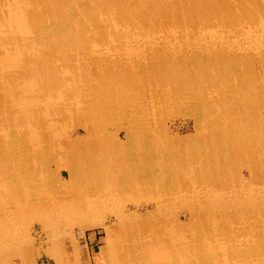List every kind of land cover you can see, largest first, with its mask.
Wrapping results in <instances>:
<instances>
[{
	"label": "bare ground",
	"instance_id": "bare-ground-1",
	"mask_svg": "<svg viewBox=\"0 0 264 264\" xmlns=\"http://www.w3.org/2000/svg\"><path fill=\"white\" fill-rule=\"evenodd\" d=\"M90 1L92 6L102 10L104 21L94 25V20L87 22L88 19L84 18V25H89L90 30L102 35L111 44L105 53L97 54L99 66L96 69L99 75L93 78L95 89V85L91 91L80 87V82L85 81L82 80L85 72L74 73L81 66L78 62L80 58L69 54V50L66 55H59L67 60L68 68L76 67L72 70L73 74L69 71L66 79L61 71L58 72L61 62L56 68L51 64L48 66L43 59L42 68L37 66L44 69L41 71L44 74L40 72V78L33 59L17 60L13 55H0V102L5 105V114L9 113L6 120L0 119V264L11 263L15 256L26 260L24 264L28 260L33 264L32 257H25H29L27 252L37 249L38 241L54 264H67L69 256L64 254L62 237L68 234L75 258L72 263L81 264L82 251L74 231L67 233L59 230L71 225H77L82 232L98 226L109 231L112 237L105 247H100L99 264H264V0H169L167 5L181 13L164 19L163 34H171L170 40L160 35L153 24L143 26L138 22L129 23L131 18L126 6L136 0ZM157 2L153 3L157 5ZM145 3L143 1L141 4L144 11L154 8L153 4ZM116 6L125 9L113 14L112 9ZM75 12L74 7L69 8L68 19L61 20L55 27L51 24L47 30L64 27ZM183 13H188L190 19ZM47 18L43 21L49 22ZM30 33L34 34L35 31ZM185 54H193V59L203 65L201 67H210L209 70L215 74L222 70L227 74V81H223L225 85L215 83L219 91L216 95L218 99L210 98L212 93L209 89L206 91L208 96H200L198 100L202 102H197L190 87L185 89V81L189 83L190 78L177 71L170 72V60L182 62V55ZM64 59L62 62L65 63ZM228 60L231 62L228 63ZM140 63L149 70L151 83L156 86L149 92L150 98L145 95L142 100L138 96L141 94L135 95L132 90L119 88L112 96L97 88L100 81H111L109 78L113 76V70L116 73L125 70L135 73ZM231 66L235 68L234 73L230 72ZM256 66L260 74L255 71ZM6 67L14 69V73L31 71L32 76L38 79L36 85L45 84L50 89L57 83L61 87L64 80L67 83L78 82L70 94H64L59 89L55 90V94L49 90L45 95L33 93L24 96L21 92L18 102L12 105L8 103L10 91L14 90L16 78L22 77L16 76L15 81L9 84L6 81L10 78L9 74L4 73ZM244 70H248V73H244ZM155 72L159 74L158 80L152 79ZM172 74L177 76L173 79L170 77ZM88 90L90 92L86 94ZM93 94L96 98L92 97ZM43 96L64 101V113L55 109V114L48 117L53 113L48 115L50 108L38 105V100ZM71 106L75 108V121L84 128L83 135L79 134L75 139L63 138L69 130L67 132L59 127L61 123L73 121ZM147 107L154 112L151 114ZM161 108L172 109L174 113L177 111L185 119L192 117L195 123L207 120L213 126L223 128L227 122L232 124L230 132L227 135L224 133L227 143L223 144L222 150H227V153L221 150L219 138L222 136L218 138V134L212 131H207L206 134L210 135L204 136L205 141L208 139L211 142H202L201 148L205 152L197 151L199 146L189 136L173 135L162 123L163 120L156 123L159 129L157 127L155 134L151 121H158L153 115H157V110L160 112ZM234 110H241L251 117V122H258L255 131L251 130L248 137L245 130L235 127L234 123L242 124L243 121L239 114L237 120L231 118L234 117ZM162 118L165 119L161 117L159 120ZM167 118L171 119V114ZM42 124L49 125L46 131ZM112 124L118 126L112 128ZM35 125L45 134L36 133ZM122 132L125 138H122ZM211 139L214 140L213 147ZM241 140H245V143ZM34 141L36 143L32 144ZM43 148L51 152L42 155ZM238 151L254 157L251 161L262 176L257 178L258 174L255 173L254 178L259 181L257 184L233 181L231 171L234 168V153ZM52 170H58L59 174L69 172V179L64 183L68 188L65 185L67 190L63 194L61 190L54 192L53 187L49 186H54L58 180ZM13 171L22 172V175H14ZM204 171L209 174L208 177ZM171 178L173 184L170 182V190L165 191L164 187ZM45 183L49 190L46 200L38 190ZM202 185L205 188L201 190ZM194 186L197 190L192 188ZM143 202H154L157 206L155 212L145 217L149 225L155 219L154 215L167 213L173 233L166 234L167 231H164L165 236H157L152 231L146 235L148 239L142 238L141 225L147 222L137 212H127V204ZM177 203L193 215V220H181L176 207L170 206ZM108 221L114 225L107 226ZM35 223L42 229L38 238L25 231L29 224ZM184 223L190 225L192 232L187 238L181 231ZM125 230L128 231L124 233ZM142 255L147 259L140 260L139 256ZM87 264L95 263L91 261Z\"/></svg>",
	"mask_w": 264,
	"mask_h": 264
},
{
	"label": "rangeland",
	"instance_id": "rangeland-1",
	"mask_svg": "<svg viewBox=\"0 0 264 264\" xmlns=\"http://www.w3.org/2000/svg\"><path fill=\"white\" fill-rule=\"evenodd\" d=\"M5 1H7L8 3H6ZM43 1L44 0H0V12H1L0 14L2 15V16L0 15V39L2 40V41L0 40V55L3 56V57L4 56L8 57V55L12 57V55H13V56H15V59H17V60H19V59L20 60L33 59L36 71L38 72V75L40 76V78H42V74L41 73H43L41 71L42 70L44 71V69H40L37 66L39 65L42 68V63H43L44 60H45V62H47L46 64H48V66H50V64H51V66L56 67V68H58V64L61 62L62 63L61 64V68L58 70V72L61 71L60 73H62L64 79H66L67 76H68L69 71H72V70H74L76 68L74 66H72V67L70 66L68 68V66L66 65L67 64L66 63L67 60L62 58V57H60L62 54H65L69 50V52H68L69 54H73L74 56L76 55L75 57L78 58V59L80 58L78 60V62L81 64V66L76 68L74 70V73L77 74L79 72H81V73L85 72V74L82 75L83 76L82 80H85V81H81L80 82V87L81 88H89L90 91H91V87H93V85H95V83L93 82V80H94L93 78L96 75H99V73L97 72L98 70L96 69L99 66L97 64V61H99L98 58H97V54L105 53L104 51L108 50V47L111 44L109 43V41L106 38H103L102 35L100 36L99 34H97L92 29L90 30L91 27L89 28L88 27L89 25L85 26L84 25V18H85V20L88 19L87 22H92L90 19L94 20L93 21L95 23L94 25H97L98 22L101 23V22L104 21L102 13H101L102 10L99 7L97 8V6L96 7L92 6L90 0H65V1L64 0H45V2H43ZM72 1H74V2H72ZM143 1L147 2L145 4H149V3L153 4L154 8L146 10L147 12L144 11L145 8L143 7V5H141L143 3ZM155 1H158L157 5L153 3ZM2 2H4V4H2ZM120 2H121V0H120ZM166 2L169 3V0H147V1L146 0H140V1L136 0V2L135 1L134 2L131 1V3H133V4L129 3L126 6L128 15L130 16L131 19H133V20L130 19L129 23L135 24V23L138 22L139 24L140 23L143 24V26H145L146 24H153L154 27L157 30H159L160 35H162L163 32L165 31L164 19L166 17H168V16H177V14L178 15L181 14V13H179L180 11H178V10H174L173 11V9H171L167 5ZM71 3H74V4H71ZM39 4H41V5H39ZM14 5H17L16 6L18 8V9H16L17 11L15 9L13 10V8H16ZM120 5H121V3H120ZM136 5H137V7H136ZM7 7H9V8L12 7V8L9 9ZM71 7H74L76 9V12L71 15L70 22L67 21L68 23L65 24L64 27H58L56 30L55 29L54 30H47L49 28L48 26H51V24L54 25V27H55V26L59 25L61 20L68 19V16L70 15L69 8H71ZM6 8H7V10L5 11ZM21 8H22V10H21ZM142 8H143V10H142ZM32 9L35 10V11H33ZM123 9H125V7L123 8L122 6H120V8L118 9V6H116L115 8L112 9V13L114 14L115 12H119V10L121 11ZM136 9H138V10H136ZM12 10L14 12H12ZM172 11H173V13H172ZM184 12H186V11H184ZM6 13H7V15H6ZM45 13L47 14V16H46ZM138 13L142 17V19L139 16ZM186 15H188V13H183V16H186ZM208 15H210V14H205V16H208ZM200 16H201V14H200ZM28 17H30V18H28ZM38 17H40V18H38ZM46 17H48L47 19L49 20V22H51V23H49L46 20V22H48L47 25H46V22L43 21V19H46ZM186 17H187V19H190L189 15L186 16ZM79 18H81V20L77 21V19H79ZM134 18L136 19V21H135ZM144 18L145 19L148 18V19L145 20ZM152 18H154V19H152ZM140 20H142V21H140ZM40 21H41L42 24L40 23ZM32 25H34V27L31 30ZM42 25H43V27H42ZM226 26H228V25H226ZM113 27L115 28V25ZM32 31H35V33L34 34L30 33ZM48 32L50 34H47ZM29 36H30V38H31V36H33L35 39L32 38L30 40ZM163 36H164V38H167V40L168 39L170 40V38H171V34H168V32H165L163 34ZM53 37H55V38H53ZM42 39H44V40H42ZM21 42H22V44H21ZM28 42H29V44L31 46L28 44ZM14 43H16L17 45L16 44L14 45ZM53 43H56V44L54 45ZM20 45H22L23 47H20ZM53 46H55V47L57 46V47L54 48ZM9 47H10V49H8ZM14 47L17 48L18 52L16 51V48H14ZM58 47H60V48H58ZM137 47L138 48H142V49L144 48L143 46L142 47L137 46ZM38 49H39V51H38ZM74 49H76V51H73ZM35 51H36L37 55H36V53H34ZM2 52H4V53H2ZM38 54L41 56L40 60H38V57H39ZM17 55H20V56H17ZM228 56L229 57H233L232 55H228ZM32 57H34V58H32ZM182 57L184 58V61H182V62L180 61V62L177 63L176 61H173V60L171 61L170 60V62H171V63H169L170 72L177 71L181 75L184 74L186 77L190 78V80H189L190 84L185 81V84H186L185 89H188L190 87L189 89L193 93V96L196 95L195 97L197 98V100H196L197 102H199V103L202 102L201 100H198L200 96L201 97H203L205 95L208 96L206 94V91L209 90V89H210V92L212 93L211 95H209L210 98L218 99L219 97L216 98V95H218L217 92H219V91H218V87L215 86V83H217V82L220 83L219 86L225 85L223 83V81L224 82L227 81V78H226L227 74H225L224 70L217 71L216 74H215L214 71L209 70L210 67L209 68L201 67L203 65H201V63L199 61L193 59V57H194L193 54L192 55L191 54H189V55L185 54V56L182 55ZM63 59H64L65 63L62 62ZM58 60H60V61H58ZM89 62H91V64H89ZM230 62H231V60H228V63H230ZM228 63L226 62V66L228 65ZM230 65H233V64H230ZM84 66L86 67V70L84 69L85 68ZM191 67L193 69H195V72H194V70ZM67 68L69 70H67ZM6 69L7 70H4V73H8L9 74L10 78L6 80L9 84H11L12 82L15 81L14 79H15L16 76L17 77H22V79H20V78L17 79L16 78V81L14 82V85H13L14 86V90L10 91V97H9L10 101H8V103L10 104V102H11L12 105H15L18 102L17 100H18L19 94L21 92L24 93L23 94L24 96L25 95H29V94L32 95L33 93H36L38 95H42V94L45 95L46 93L48 94L50 91L53 94H55L56 93L55 90L59 89V90H63L65 92L64 94H70V92H72L71 90L75 89L74 85L76 86L77 82H78L77 81V82H73L72 83V81H71V83H67L64 80L62 82L61 87H59L58 83H57V85L55 87L50 89V88H47L45 86V84H42L44 86L36 85L38 79L34 78L32 76L31 71H26V73L24 74V71H22V70L20 72L14 73V69H12V68L9 69V67H6ZM25 69H26V67H25ZM125 71L126 72L120 71V73H116L113 70L112 71L113 76H111L109 78V79H111V81L110 82L108 80L100 81L98 83V87L97 88L98 89L101 88V89L105 90V92L111 93L112 96L114 95V92L116 91L117 88H119L121 90H132L135 95L141 94V95H138V96H141L140 99H142V100H143V97L145 95L149 94L151 89L154 90L153 88H156V86H154V84L151 83V78H150L151 77V73H149V70L147 71V69H144L142 63H140V68H138L137 72H135V73H132L133 71H129V70H125ZM190 71H191V73H190ZM255 71H257V66H256ZM46 72H48V71L46 70ZM92 72L95 73V74H93ZM230 72H232V73L235 72L234 66H231ZM257 72H259V74H260V71H257ZM48 73L50 74L51 72L49 71ZM70 73L73 74V71L70 72ZM212 73H213V75H212ZM244 73H248V70L246 72L244 70ZM91 74H92V76H91ZM1 76H0V78H1ZM130 76H132V77H130ZM176 76H177V74H174L173 76H170V77L171 78L173 77V79H174V77H176ZM212 76H214V77H212ZM133 77L135 79L134 81H132ZM152 79H157L158 80L159 79V74L158 73L156 74V72H155V77H153ZM209 79H210V81H209ZM252 79H253V77H252ZM78 80H80V79L78 78ZM204 81H205V83H204ZM212 83L214 84V86H212L213 85ZM8 87H9V85H8ZM42 87L45 88V89H43ZM95 87H96V85L94 86L93 89H95ZM159 88H157V89H159ZM21 89H23V90H21ZM90 91L88 90L86 92V94L89 93ZM3 93H4V99L7 102V96H6L5 92H3ZM92 97H95V95L93 94ZM148 98H150V95H148ZM13 100H14V102H13ZM24 101L25 100H23V103H24ZM38 103H39L38 105L41 106L42 108H45V106L47 108H50V112L48 113V115L51 112H53L48 117H51V116H53L55 114L54 113L55 109H58L59 111L64 113V111L62 110L63 105H64V101H62V100H59V99L56 100V98H53V100H51V99H48V98L43 96V97H41L38 100ZM3 104L4 103L1 101L0 102V114L2 113L3 117L1 116L0 119L3 118V120H6L5 117L9 113L7 112V114H5L6 108H5V105H3ZM242 108H243V106H242ZM74 110H75L74 106H71L73 121H70L67 124H63V123L59 124L60 128H65L67 132L69 130V133H66V134L63 133V134H65L63 138L75 139V138H78L80 135L82 136L83 133H84V128H82L81 124H79L74 119L75 118ZM146 110L150 111L151 114L154 112V111H152V109L149 110L148 107H147ZM61 112H59V113H61ZM233 113H234V117L231 116V118H234L235 120H237V118L240 115V119L243 121L242 124L241 123H234V124H236L235 127H240L237 130H239V129L240 130H242V129L245 130L246 133H247L246 134L247 137L250 134L251 130L255 131L254 130L256 128L255 125L258 124V122L256 120H254L255 123L251 122V117L249 115H247L245 112L244 113L241 112V110H239L238 112H237V110H234ZM170 114H171V119H168L167 117L170 116ZM58 117H60V116H58ZM153 117H155L158 120V121H153V120L151 121L152 129L155 130L154 131L155 134H156L157 130L159 129V127L156 125V123H158V122L163 120L162 123L165 125V127H168V129L171 131V133L173 135L174 134L175 135H179V136L181 135L180 137L189 136L190 138H192L193 141L194 140L196 141L198 139L197 140L198 144L195 141H194V144L199 146V147H197V149L199 148L197 151H200V152H205L206 151L204 148H203V150L201 148L202 142L203 143L206 142L205 144H207V143L210 144L211 143L210 141L209 142L207 141L208 139H206V141L204 140V136L206 137V136L210 135V134L208 135V133L206 134L207 131H210V132L212 131L211 133L218 134V138L222 136V138H219L221 140V142H219V143H220V145H222L221 146L222 147L221 150H222L223 147L225 146L223 144H225V142H226L224 135L225 134L227 135V133L230 132L229 130L232 128V126H231L232 124H230L229 122L225 123L224 128L219 126V125L213 126L214 124L211 121H207V120H205L204 122L195 123V121L193 120L192 117L191 118L189 117V118L185 119L184 117L178 115L177 111L174 113V111L172 109L169 110L167 108H161L160 112H159V110H157V115H153ZM161 117H164L165 119L162 118L161 120H159ZM3 120H1V121H3ZM7 120H9V119H7ZM11 120H13V118ZM80 122H82V121H80ZM65 123H66V121H65ZM44 124H42V125H44ZM48 124H46L47 126L46 125L43 126L45 131L47 130V127L49 126ZM112 125L113 126H110L112 128H115L116 126H118V125H114V124H112ZM157 127H158V129H157ZM35 128H36V133H41V135L45 134L44 132L38 130L37 125H35ZM67 134H69V135H67ZM255 135H257V134H255ZM121 136H122V138H125V133L122 132ZM159 138H161V136H159ZM211 141H212V139H211ZM213 141H212V144H211L212 147H213ZM241 141H243L245 143V140H241ZM37 142H39V141L37 140ZM31 143L35 144L36 141L31 142ZM41 152H43V153H41L42 155H45L44 152L50 153L51 150H49V149L45 150L43 148L41 150ZM225 152L227 153V150H225ZM246 153L247 152H244V151H242V152L238 151V152L234 153L235 160H234V164L232 166L234 168H232V171H231L232 179L236 183L247 184L248 182L252 181L251 183L257 184L259 182L257 178L262 177L261 173H259L258 168H256L255 163L253 161H251L252 158H254V157L251 156V155H250V157H248V155H244ZM4 154H8V153L5 152ZM55 167H57V166L55 165ZM204 169H205V171L207 170V168H204ZM52 171L56 175L55 178L56 179L58 178V180L55 181L56 184L54 186L52 184H50L49 186L53 187L54 192L57 193L59 190H61V193L63 194V192H65L64 190H67V188H68V185H66L64 183H65L66 180L69 179V174H68L69 172L68 171H64L63 173L61 172V174H59L58 170L57 171L55 170V172H54V170H52ZM60 171H62V170L60 169ZM13 172H14V175L15 174L18 175V176H19V174L22 175V172L21 173L18 172V171H13ZM255 173L258 174V177L256 179L254 178V177H256V176H254ZM7 174H9V172ZM34 175H35V173H34ZM36 175H38V172H37ZM208 175L209 174L207 172H205V176L208 177ZM170 182L173 184V179L172 178L168 180V182L166 184V187H164L165 191H169L170 190L169 189L170 185H172V184H169ZM66 183H68V182H66ZM61 184L64 185L62 188L60 187V186H62ZM65 185L67 186V188L65 187ZM176 185L177 184L174 185L175 188H176ZM45 187H46V189H45ZM47 187L48 186L45 183L41 188L38 189L39 192L41 191L40 195L44 196L43 197L44 200H46L47 196H48V195H46V193L49 191L47 189ZM192 188L194 190L195 189L197 190L196 186H194ZM204 188H205L204 185H202L200 187L201 190L204 189ZM71 189H73V186H71ZM171 189H174V188H171ZM74 191H75V189H74ZM12 199L14 200V197ZM17 199L19 200V198H17ZM178 204L179 203L172 204L170 206L171 207H176V210H177L178 215L180 216L181 220L182 221H186L187 219L193 220V215L189 214L187 209H185L183 206L178 205ZM156 210H157V206H156V204L154 202H143V203H140L138 205L137 204H132V203H128L127 204V212H137L147 222L146 224L144 223L143 225H141L143 227L140 229L142 231V235H143L142 238H144V239L145 238L148 239L149 236H146V235H149V233L152 232V231L155 234H157V236H160V235L161 236H165V232L164 231H167L166 234H168V232L173 233L172 232L173 226H172V224L169 221V216L170 215L167 214V213L163 214V216L159 215V213L154 215L155 219L152 220V223L150 221V225H149V220H146L145 217H147L151 212H153V211L155 212ZM110 225H114L112 221H108L107 226H110ZM72 227H73L72 225L71 226H67L66 228L61 227L59 230L66 231L67 233L68 232L70 233L71 231H74V234L76 235V237L79 240V246L81 247V251L87 249L88 252L91 253L92 263L99 264L98 261L101 258V254L99 252L100 251V247H105L107 245V240L108 239L110 240V238L112 237L108 233L109 231H107L105 229V227L103 228L102 226H98V227H95V228H87L85 230V232L84 231L82 232L81 228L78 227L77 225H75L73 228ZM189 228H190V225L188 226V224H185V223L183 224V229L181 231H182V234H183V236L185 238H187V236H189L188 234L191 232V230H189ZM25 231L30 232L32 235H34L36 238H38L37 236L39 234H41L42 229L40 228L39 224L35 223L33 225L29 224L27 226V228H25ZM126 231H128V230H125L124 233H126ZM118 233L119 232H116V234H118ZM63 240H64V242H63ZM71 241L72 240H71L70 234L65 235V236L62 237V246H63V249L65 248L63 250V251H65L64 254L66 256H69L67 264H74L72 262L75 259L73 250L71 249V247L69 245V244H71ZM39 246H41V247H39ZM43 251H44V246L40 245L39 241H38L37 249L34 252H30V251L27 252V255H29V257H25V258L31 259V257H32L33 264H54V260L45 251L44 252ZM14 258L15 259H13V261H11V263H9V264H24V261H26V260L23 261V259H21L18 256H15ZM139 258H140V260H143V261L145 259H147V258L144 257V255L139 256ZM26 264H32V262H30V260H28L26 262ZM81 264H87L86 260H82Z\"/></svg>",
	"mask_w": 264,
	"mask_h": 264
},
{
	"label": "crops",
	"instance_id": "crops-1",
	"mask_svg": "<svg viewBox=\"0 0 264 264\" xmlns=\"http://www.w3.org/2000/svg\"><path fill=\"white\" fill-rule=\"evenodd\" d=\"M85 249V248H84ZM86 253V254H85ZM86 257V258H85ZM86 260V262L87 263H90L92 260V258H91V253L90 252H88V250L87 249H85V250H82V254H81V261L82 260Z\"/></svg>",
	"mask_w": 264,
	"mask_h": 264
}]
</instances>
